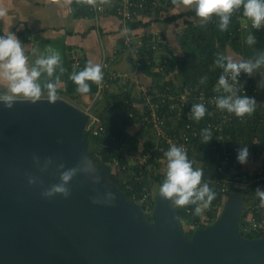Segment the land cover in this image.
<instances>
[{
    "label": "water",
    "instance_id": "1",
    "mask_svg": "<svg viewBox=\"0 0 264 264\" xmlns=\"http://www.w3.org/2000/svg\"><path fill=\"white\" fill-rule=\"evenodd\" d=\"M89 120L88 110L63 96L55 104L46 97L17 101L12 109L0 102V264H264V236L241 230V188L227 195L212 222L189 235L170 201L157 192L146 211L111 177V166L95 160ZM33 154L66 167L88 156L103 179L94 184L80 174L69 185L71 197L45 199L43 188L59 183V173L55 167L39 172ZM26 173L40 177L43 188L30 186ZM107 191L116 195L113 205L92 202Z\"/></svg>",
    "mask_w": 264,
    "mask_h": 264
},
{
    "label": "clouds",
    "instance_id": "2",
    "mask_svg": "<svg viewBox=\"0 0 264 264\" xmlns=\"http://www.w3.org/2000/svg\"><path fill=\"white\" fill-rule=\"evenodd\" d=\"M76 2L95 5L96 0H76ZM101 2L107 3L108 0ZM171 4L176 8L193 10L201 27L206 26L215 17L218 30L226 32L233 16L239 12L251 22L252 29L264 28V0H171ZM6 15L7 10L0 7V18ZM245 43L249 47L257 44V37L253 32L247 35ZM25 48L15 33L10 31L0 35V102H3L7 109H12L17 101H29L35 104L46 97L48 102L55 104L59 99L61 77L67 71L63 66L60 51L48 45L34 63L30 64ZM214 63L222 70L214 89L219 93L215 97L217 109L235 115L240 120L252 116L260 104L255 97L241 94L243 86L240 77L246 74L251 78L259 73L261 79L258 88L264 90V51L256 49L254 55L247 59H238L224 52H217ZM69 79L76 85L77 93L89 94L93 84L99 87L103 82L104 72L100 64L88 60L82 70H73ZM207 82V75L200 77L199 84L205 85ZM207 111L205 104L194 103L191 105L188 118L198 123L205 117ZM212 139L213 133L210 127L200 130V143L208 144ZM163 155L167 164L165 177L158 188L159 197L170 201V207L174 210L194 206L191 209L192 214L200 216L217 196L209 183L204 180L203 168L196 166V159L189 158L183 145L172 144ZM249 155L247 145L239 148L238 162L246 164ZM32 160L41 173H46L53 167L59 173V183L47 188H43L44 182L40 177L31 173L25 174L30 186L39 184L43 188L41 196L45 199L57 195L65 199L71 197L72 191L69 185L80 174L90 178L94 184H100L103 179L88 156H82L73 167H66L63 162L58 163L53 156L41 160L39 155L33 154ZM255 196L259 200L258 207L264 209V190L257 188ZM91 199L96 204L113 205L116 195L107 191L103 197L97 196Z\"/></svg>",
    "mask_w": 264,
    "mask_h": 264
},
{
    "label": "trees",
    "instance_id": "3",
    "mask_svg": "<svg viewBox=\"0 0 264 264\" xmlns=\"http://www.w3.org/2000/svg\"><path fill=\"white\" fill-rule=\"evenodd\" d=\"M80 5L77 4V6ZM167 5H172L171 0ZM83 6L84 10L82 11H84V13H88L91 10L90 5L84 4L82 7ZM164 6H166V4ZM184 14L190 16L195 15L193 10H188L183 14L173 16V19ZM243 19L244 17H242L241 13H236L232 18L228 31L221 32L216 26L217 19L215 17L204 27L200 26L199 19L194 20L189 18L187 25L176 35V39L181 45L183 53H173L170 44L163 41L164 43L161 42V45H164L166 49L169 48L172 53L170 56L168 54L165 55L161 62L164 64L163 68H156V65H158L157 62L151 66H143V68L152 72L155 81H175L174 84L181 88L198 84L201 87L204 86L207 92H212L222 72L214 63L215 54L217 52H224L228 55L227 45L232 46L242 55L249 57L254 55L256 49L264 51V29H251L259 40L254 47H249L245 43V28L242 26ZM144 24L146 25L147 22H143L142 19L128 22V26L131 30ZM0 35L5 34L0 33ZM148 43L149 42L145 40L144 45L141 47L143 51L150 50L151 43L149 44V48L148 45H146ZM71 59L72 67L76 71L82 70L86 65L84 60H81L80 64H75L73 57ZM105 70V72H107L109 69ZM169 72H174V77L168 78L167 74ZM204 75H207L208 82L205 85H201L199 84V79ZM245 78L250 84L249 88L252 89L253 86H258L261 76L259 73H256L251 78L247 75ZM92 88L94 89L93 95L95 100L91 110L94 111V114L99 118L97 125H103L104 130L95 132V124L88 128L89 150L95 160L111 166V177L129 196L138 200L145 209L151 210L154 206L158 188L165 177L166 171H163L162 168H158L157 170L152 168L149 169L146 164L139 167L137 164L138 162L135 161L134 158H131L133 155L142 152V144H148V141L144 139L145 134H139V132L142 128H145L146 132L150 128L146 123L144 124L142 122L141 113L135 116L130 115L129 110L134 104L135 97H132L129 87L113 92V94L108 90L109 88H105L102 94L98 96L95 95L97 86L93 84ZM102 95L107 97V105L104 107L98 106ZM126 99L128 100L126 101ZM256 100L260 104L257 109L262 108L264 110V94H257ZM110 107L112 109H110ZM263 110V113H259V110H256L255 114L246 117L244 120H240L236 117L224 126L219 136L213 135V139L208 144L200 143L198 146L195 145L193 148L187 150L189 158L197 160L196 166L203 168L204 180L209 183L210 187L217 193V196L211 206L204 211L205 216L210 218V220L202 222L200 221V216H194L191 211L194 206L177 209L180 213L181 220L187 219L188 221L196 222L194 224L195 228H197L205 226L218 216L221 208L220 206L223 205L225 198L232 190L236 189L233 182L237 181V179H239L238 177L247 174L242 171L243 165L237 160L238 149L245 145L249 146L253 144V147L250 149L255 151V142L264 147ZM136 124H141L140 128L138 125L136 129L131 131L130 127ZM169 147V145H166L164 152L167 151ZM226 150L230 153V159L227 163H223ZM161 153L156 152V155L160 157L163 155ZM164 164H162L161 167ZM251 178L252 175L249 174L247 186L245 189H241L243 200L246 203L245 208L247 209L248 204L252 202L259 203L258 198L255 196V190L257 188L264 190V180L262 182H252L250 181ZM145 190L151 192L149 202L142 200V193ZM250 212L251 210L249 208L248 211L245 210L243 213V218L241 220L242 232L250 237L264 236V231L244 229L245 225L248 223L245 217ZM149 218H151L150 215ZM192 232L193 229L186 231L189 235H191Z\"/></svg>",
    "mask_w": 264,
    "mask_h": 264
},
{
    "label": "crops",
    "instance_id": "4",
    "mask_svg": "<svg viewBox=\"0 0 264 264\" xmlns=\"http://www.w3.org/2000/svg\"><path fill=\"white\" fill-rule=\"evenodd\" d=\"M115 3L116 0H108L104 11L96 16L91 8L88 13H84L82 11L84 10V6L82 7L84 4L80 5L76 0H0V7L7 10V15L0 18V33L7 34L11 31L16 34L23 46L26 47L25 53L29 57L30 64L34 63L37 56L48 45L60 51L63 57V66L67 71L61 77L59 96L66 98L68 95H74L73 98L78 96L83 102L89 100L90 105L94 103L93 88L89 94H79L75 90L76 85L69 79L74 70L71 61L72 53L78 52L80 59L84 60L85 63L88 60L98 63L105 72L106 68H104L103 62L106 61L109 64V69L118 71L121 74L118 77L119 79L115 80L108 89L112 94L120 89H125L124 87H129L132 97H135V100H141L139 95L142 92L140 83L151 84L155 79L151 71L149 72L143 67H135L130 53L123 43L125 34L130 32L129 34L132 33L131 35L138 39L140 33L144 30H158L162 33L163 41L170 44L173 53H183L176 35L187 25L189 18L194 20L198 18L195 15L184 14L173 19V16L183 14L191 9L166 5L155 18L144 16L142 21L147 22L146 25H140L130 30L128 24L116 12ZM77 4L80 6H77ZM246 21L247 19L244 18L243 24ZM250 27L246 26L244 28ZM250 32L255 35L251 28L244 30L245 38ZM161 49L157 57V61L160 63L156 65V68L162 65L161 62L166 54L172 55L169 48L166 49L164 45ZM227 52L228 55L238 59L250 58L242 55L230 45H227ZM107 72H105L104 77ZM167 77H174V72H169ZM261 94H264V90H261ZM106 105L107 97L102 95L98 106L104 107ZM256 110L263 113L262 108ZM138 125H133L130 130L133 131ZM141 130H143V133L140 131L139 134H145L144 139L148 141L151 132L149 130L146 132V129ZM254 145L259 146L261 144L255 142ZM249 153L247 163L242 164L244 172L247 174H251L264 163V151L260 155L257 154V150L252 151L249 148ZM244 182L247 186L248 181Z\"/></svg>",
    "mask_w": 264,
    "mask_h": 264
},
{
    "label": "built area",
    "instance_id": "5",
    "mask_svg": "<svg viewBox=\"0 0 264 264\" xmlns=\"http://www.w3.org/2000/svg\"><path fill=\"white\" fill-rule=\"evenodd\" d=\"M169 3L170 0H116L115 8L122 20L128 24V22L142 19L144 16L155 18L159 15L163 6ZM105 7L106 3H102L101 0H96L95 5H90L96 16L104 11ZM242 26H251V22L247 20ZM129 33L125 34L123 43L126 50L129 51L135 67L151 66L156 62L158 63L157 57L162 50V33L158 30H144L140 33V38L138 39H135L131 35L132 33ZM145 40L149 42L146 44L148 48L151 43L152 48L150 47L149 51L141 49ZM72 57L75 64H80L81 59L78 52L72 53ZM108 65V62H103L104 68L109 69ZM163 66L164 64L159 66V68H163ZM120 75L118 71L109 69L103 82L97 87L95 95H101L105 88H109L115 80L119 79ZM245 77L246 74H242L240 77V83L243 86L241 94H247L250 97L256 98L257 94H261V90L256 85L250 89V84ZM174 82L169 80L158 82L154 80L151 84L140 83V87L142 88V92L139 94L141 100L134 101L129 113L131 116H135L138 113L142 114V122L149 126L151 136L147 145L145 144L144 146L142 144V152L131 157L138 162L139 167L146 164L149 169L157 170L165 163L166 158L164 155L159 157L156 155V152H164L166 145H183L187 151L195 145L198 146L200 144V130L202 128L210 127L213 135L219 136L224 126L236 118L235 115L217 109L215 97L219 93L214 90L215 86L212 92H207L204 86L201 87L198 84L181 88L176 86ZM124 88L126 89V87ZM194 103H203L208 110L205 117L198 123L188 118L191 105ZM91 107L92 105H89V107L84 108L90 112L88 128L95 124V132L104 130L103 125H97L99 118L91 111ZM142 129L145 130V128ZM247 147L251 148L253 144ZM255 148L257 154L261 155L264 151L262 145ZM229 154V151L226 150L223 163L229 161ZM250 175H252L250 181L262 182L264 180V163L257 167ZM150 194V191L145 190L142 193V200L149 202ZM258 205L259 203L257 202L248 204V209L250 208L251 212L245 217L248 220V223L244 227L245 230L264 231V209L259 208Z\"/></svg>",
    "mask_w": 264,
    "mask_h": 264
},
{
    "label": "rangeland",
    "instance_id": "6",
    "mask_svg": "<svg viewBox=\"0 0 264 264\" xmlns=\"http://www.w3.org/2000/svg\"><path fill=\"white\" fill-rule=\"evenodd\" d=\"M251 29H252V27H250ZM250 28H245V29H250ZM244 29V30H245ZM252 31V30H251ZM257 43H258V39H257ZM73 96L74 95H72V96H70V95H68L66 98L68 99V100H70V101H72L73 103H75L76 105H78V106H80L81 108L83 107V108H86V107H89V100H86L85 102H83V101H81L80 99H79V97L77 96H75V98H73ZM75 101V102H74ZM92 111V110H91ZM93 113H94V111H92ZM145 146V145H144ZM166 164H167V161L165 162V164L162 166V167H160V168H162V170L163 171H166ZM243 172L245 171L244 169L242 170ZM239 179H237V181H235V182H233L234 183V187H236V188H241L242 190L246 187V183L244 182V181H241V179L240 178H243V176H241V177H238ZM154 186V185H153ZM245 203V202H244ZM246 204V203H245ZM246 206V205H245ZM221 208H222V206H220ZM221 208H220V210H221ZM220 210H219V212H220ZM245 210H247V208H245ZM147 211V210H146ZM151 210H149V212H150ZM149 215H150V213H148ZM207 220H210V218H208V217H206L205 216V213L203 212L201 215H200V221H202V222H204V221H207ZM182 221V223H183V225H184V228H185V230H190V229H195V224L194 223H196V222H192V221H188L187 219H182L181 220ZM212 222V221H211Z\"/></svg>",
    "mask_w": 264,
    "mask_h": 264
},
{
    "label": "flooded vegetation",
    "instance_id": "7",
    "mask_svg": "<svg viewBox=\"0 0 264 264\" xmlns=\"http://www.w3.org/2000/svg\"><path fill=\"white\" fill-rule=\"evenodd\" d=\"M187 231V230H186Z\"/></svg>",
    "mask_w": 264,
    "mask_h": 264
}]
</instances>
